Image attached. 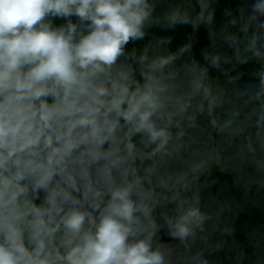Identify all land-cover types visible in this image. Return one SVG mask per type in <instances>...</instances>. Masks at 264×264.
<instances>
[{"label":"clouds","instance_id":"clouds-1","mask_svg":"<svg viewBox=\"0 0 264 264\" xmlns=\"http://www.w3.org/2000/svg\"><path fill=\"white\" fill-rule=\"evenodd\" d=\"M218 4L0 0V264H264V0Z\"/></svg>","mask_w":264,"mask_h":264},{"label":"trees","instance_id":"trees-1","mask_svg":"<svg viewBox=\"0 0 264 264\" xmlns=\"http://www.w3.org/2000/svg\"><path fill=\"white\" fill-rule=\"evenodd\" d=\"M239 3L240 0H219L218 11H217L218 19L220 17V13L223 7L231 6L235 8ZM182 32H185V34H187L188 32H190V29L185 28L182 30ZM203 32L204 30L201 29V37H200L201 43L204 42ZM182 38L186 39V35L185 37H177L176 42H179ZM221 179H226V178H221ZM261 224H264V217H262L255 209H252L246 212L245 214H242L237 221L236 239L246 247V241L244 238L245 231H247L252 226L261 225ZM213 259L220 261L221 264H228V260L225 258L224 253H221L218 256L213 257Z\"/></svg>","mask_w":264,"mask_h":264}]
</instances>
